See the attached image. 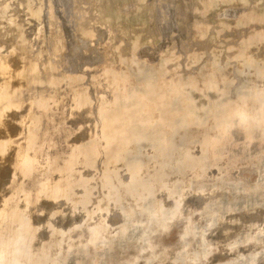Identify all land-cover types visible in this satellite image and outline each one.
I'll use <instances>...</instances> for the list:
<instances>
[{
	"label": "rangeland",
	"instance_id": "1",
	"mask_svg": "<svg viewBox=\"0 0 264 264\" xmlns=\"http://www.w3.org/2000/svg\"><path fill=\"white\" fill-rule=\"evenodd\" d=\"M3 59L32 69L20 188L82 145L70 177L90 193L38 194L0 264H264V0H0ZM3 154L0 204L18 177Z\"/></svg>",
	"mask_w": 264,
	"mask_h": 264
},
{
	"label": "bare ground",
	"instance_id": "2",
	"mask_svg": "<svg viewBox=\"0 0 264 264\" xmlns=\"http://www.w3.org/2000/svg\"><path fill=\"white\" fill-rule=\"evenodd\" d=\"M156 12H157V10H156ZM157 14L159 15V13H157ZM158 20H160V19L158 18ZM159 22H157V23H159ZM96 33L99 36L101 34V29L97 28ZM3 60H4V62H0V68L2 69L1 71H2V76H3L2 77L0 75V102H2L3 108H6L7 111L0 110V125L3 127L2 131L0 130V161L2 160V158H4L3 153L8 148L12 147V149L15 152V154H14V156H15L14 157V160H15L14 161V164H15L14 169L17 171V174H18V177L12 186L11 193L9 194L8 197H4L1 204H0V245H6L10 248V247H13L17 243V241H19L21 239L25 241L26 239L32 238L33 230L30 228L31 227V223H30L31 215H30L29 211L28 212L26 211V209L29 208L30 206H33L36 204V202L40 198V196L38 194L42 193V194L46 195L47 197H49L50 199H57L60 196H63L66 199H70V196L73 193V188L75 186H82L83 190H84L83 196L79 200H77L75 203H85L88 199L87 196L90 193V184L88 183V181L84 177H82V174L76 175L74 177H70V174L72 172H74L73 167H76V164H79L82 162L81 160L83 157L79 155V154H81L80 151L82 150L80 148L82 145H80V147L78 146L80 149V151H79L80 153L79 152H77L78 154H76V152L73 153V151H75L76 149H77V151L79 150L77 146H76L77 148L73 147L72 149H74V148H76V149L73 151L71 150L72 152H70V153H72V154L69 153L70 155L67 157L66 161L64 162L65 164L60 165V166H55V168L54 167L52 168V171H55L58 173V178H53L54 176L50 177L52 174L50 176L46 175L47 178L45 177V180H41V182H40V180H38L39 183L37 181V184L35 185V187L30 188L32 190H28L27 188H26L27 190L20 188V186L22 184L21 180L33 172V169H35V167H36V161H37L36 155L34 156L33 150L38 148V145H37L38 143H36V141H35V135L32 133L33 130L31 132L28 129L29 124L27 125V123H28L27 118H25V114H23L24 111H27V109H26L27 106H25L24 109L22 108L24 101H26V99H28V97L26 94L25 95L23 94V96H22V93H20V90L16 88L18 85H22L23 87H25L26 93H27L28 83H29V81H31L28 78L30 76L29 74H31L30 73L31 71H29V70H32V69L30 68L31 66L29 67V62H26V64L21 66V67H15L14 63L10 64L9 63L10 61H8V63H7L5 61V59H3ZM15 95H18L19 98L18 99L15 98ZM164 97H166V93L161 92V93L156 95L155 99L160 100V99H163ZM58 101H59V99H58ZM86 101H87L86 97H77L76 98V104L77 105L84 103ZM50 102H52V101H50ZM68 102H69V100H68ZM45 105H46V103L44 101L37 100L36 106L41 107V109L37 108L36 111L38 109H40V111L41 110L43 111V109H44L43 107ZM20 108H22L21 109L22 111L16 112V110L20 109ZM45 110L43 112H45ZM13 111H15V112H13ZM43 115L41 114V116H43ZM44 119L47 120V117ZM49 121H51L50 118H49ZM53 121H56V119L53 118L52 122ZM33 124H35V123H33ZM16 130H20V132L22 133V137L15 138V139H11L10 137L8 138V136L13 134ZM24 130H26V133H24ZM28 130L30 132H28ZM6 132H7V134H6ZM48 133L51 135L50 132H48ZM22 139H23V142H22ZM44 139H45V137H44ZM87 144L88 143L85 144V147L88 146ZM90 144L91 143H89V145ZM51 145H52V143H51ZM90 146H92V145H90ZM88 149H90V148L88 147ZM121 149H122V147H121ZM85 150H86V148H85ZM114 150L115 151H113V152H117L116 149H114ZM82 152H84V148H83ZM91 153L92 152H90V154ZM91 156H89V158H91ZM93 156H95V155L93 154ZM109 156H110V154H109ZM109 156H107V157H109ZM112 158H113V156H112ZM116 159L117 158H114L111 160V158H110L111 161H116ZM83 161L85 162L84 163L85 166L87 165L86 162H88V161L90 164H92L89 159H88V161H85V160H83ZM94 161H92V162H94ZM108 161H109V158H108ZM0 163H2V162H0ZM41 164H42V161H41ZM2 165L3 164H0V167H3ZM37 166H38V163H37ZM87 166H91V165H87ZM5 172H6V170L2 171L0 168V176H4ZM132 173L134 174V171H132ZM48 177H50V179H48ZM0 186H5V185H0ZM3 190H5V189H3ZM76 198H78V196ZM6 230H8L10 235L7 238H4L3 236H4V233Z\"/></svg>",
	"mask_w": 264,
	"mask_h": 264
}]
</instances>
